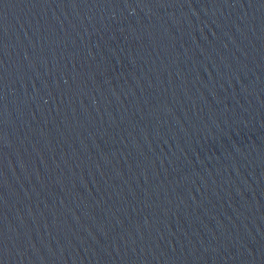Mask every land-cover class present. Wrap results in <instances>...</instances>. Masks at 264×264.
<instances>
[{
	"label": "water",
	"instance_id": "obj_1",
	"mask_svg": "<svg viewBox=\"0 0 264 264\" xmlns=\"http://www.w3.org/2000/svg\"><path fill=\"white\" fill-rule=\"evenodd\" d=\"M0 264H264V0H0Z\"/></svg>",
	"mask_w": 264,
	"mask_h": 264
}]
</instances>
